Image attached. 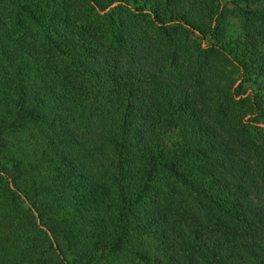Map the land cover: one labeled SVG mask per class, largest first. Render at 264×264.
<instances>
[{"label":"trees","instance_id":"trees-1","mask_svg":"<svg viewBox=\"0 0 264 264\" xmlns=\"http://www.w3.org/2000/svg\"><path fill=\"white\" fill-rule=\"evenodd\" d=\"M242 1L0 0V264H264Z\"/></svg>","mask_w":264,"mask_h":264},{"label":"rangeland","instance_id":"rangeland-1","mask_svg":"<svg viewBox=\"0 0 264 264\" xmlns=\"http://www.w3.org/2000/svg\"><path fill=\"white\" fill-rule=\"evenodd\" d=\"M223 4L228 6L229 8H234L236 5L241 4L244 5V1L242 0H222ZM241 32V25H240V19L234 15L229 20V27L227 28V36L228 37H236ZM254 87V82L248 81V79L245 82L244 87L245 88H252ZM250 90H248L249 92ZM171 139H173L171 137ZM45 230H48L46 227H44ZM50 233V231L48 230Z\"/></svg>","mask_w":264,"mask_h":264}]
</instances>
